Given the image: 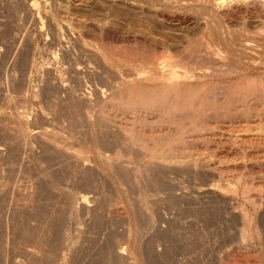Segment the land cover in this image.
<instances>
[{
	"label": "rangeland",
	"instance_id": "374dc122",
	"mask_svg": "<svg viewBox=\"0 0 264 264\" xmlns=\"http://www.w3.org/2000/svg\"><path fill=\"white\" fill-rule=\"evenodd\" d=\"M31 1L34 0H0V264H264V203L259 204V207L251 205L253 215L256 216L253 228H260L259 235H263H260L261 238L258 236L259 239L256 236L250 240H244V243L239 236L242 227L239 220V209H234L236 206L239 207L240 196L225 193L212 185L213 182L225 184L229 180H235L233 176L241 170L243 174L244 172L250 174H247L248 177L244 175V180L248 178L255 185L259 182L264 183V170L252 173L250 171L251 160L247 157L243 158V144L234 140V137L232 139V136L242 135L245 132L241 130L245 128V115L238 113L241 116H235L233 114V117L224 118L222 124L217 122L215 126H210L212 128L207 126L208 131L205 130L204 134L207 139L210 137V140L204 142V149L201 150L203 153L206 152L204 153L205 159L210 158L209 160L216 163L215 165L240 161L241 164H239L243 166L240 171V168L225 171L221 178L219 176L212 178V176L209 177L207 171L199 170L202 173H198L188 166L187 168L171 166L161 169V173H159L160 169H151L147 165V153L146 156L143 155L145 154L144 149L136 152V149L133 150V147L131 149L130 145L127 148V142H123L125 144L121 142L122 145L111 132L104 131L98 133L97 136L96 133L91 132L85 120L88 111L99 110L101 103L98 106L97 96L101 94L99 90L107 86L99 77L102 72L99 70L103 65V60L100 58L103 59L104 41L99 34V28L96 27L127 28V25L131 23L128 21H135L140 16L143 19L142 15L148 16L146 21L152 23L153 12L145 5L138 4L140 8L136 6L137 3L129 0H122L124 3L121 0H35L37 1L35 13L30 10ZM126 1L135 6H130ZM255 10L236 14L228 20L232 30L234 29L232 33L235 36L232 38L234 37L235 41L242 36L246 38L249 35L250 37L255 30L264 28L262 26L264 11L257 13L258 11L255 12ZM37 15L43 19V27L39 24ZM51 16L54 20L49 19ZM128 16H131L130 19ZM55 19L58 20V24L62 25L59 30L53 26L55 23L52 25L53 22H57ZM197 28L194 24L192 30L190 29V34L195 35L193 40L199 37ZM133 37V35L126 36L123 38L125 40L114 38L113 45L119 47L128 43L126 45L128 48L132 46L131 53L132 50L138 53ZM187 40L184 37L183 42L180 43L181 50ZM101 48H103L102 51ZM257 49L259 48L255 46L253 52L251 51L253 55H257ZM115 51L118 52V50ZM224 53L229 54L228 50L223 51ZM129 54L130 52L127 56L131 58L141 57L139 54L136 57V53L130 54L134 55L133 57ZM126 66L128 67V64L124 65V70ZM84 93L86 96L89 95L95 106L92 104L89 106L88 102L84 104L83 100L81 103L80 99ZM22 110L28 112V114L26 112L28 121L24 125L19 123L22 124L19 127L22 130L20 131L17 130L18 127H15L19 125L15 124L17 122L15 119L19 115L20 119ZM121 114L119 113L120 117L124 116ZM228 119L230 120L227 121ZM218 123L219 126L215 129ZM46 127L48 129L53 127L54 131L60 133L66 143L68 154L58 151L51 144L48 145L47 139L39 134L40 130ZM23 130L26 135L22 134ZM28 131L31 133H27ZM207 133H212V135L207 137L209 135ZM232 141H236V144ZM207 142L213 144L210 145ZM215 142L219 144L218 147ZM95 146L97 151H104L106 154L118 155L119 150L123 154L119 155V159L121 158L120 161L125 165L129 162L132 166H136L135 163L139 164L138 162L142 165L146 163L145 168L140 166L144 172L141 173L139 170L140 173L128 172V174L122 168V170L117 168L116 172L115 167V171L113 169L109 171L113 165L110 168L109 165L106 166L105 163L103 165L99 161ZM231 146L236 151L234 150L228 156L220 150ZM81 149H83L82 153L86 154L84 155L86 159H83L84 165L82 164L85 168L81 167L80 162V165L78 164L79 159L73 154L76 150V153H81ZM125 153L128 155L130 153L129 158ZM141 159H145V163ZM147 167H150L149 172H147ZM153 169L158 170L159 177H155L157 171ZM120 171H123L122 174ZM130 173L133 174L130 175ZM136 174L141 186L134 181L136 179L132 178L134 176L138 179ZM140 174H144L142 175L144 178L140 177ZM160 174H163L162 177ZM149 175L153 176L150 177L151 181L157 180V184L150 181ZM121 185L126 187L123 188ZM137 185L140 187L138 188ZM140 192L142 196L147 195L145 199L149 200L146 202H149L147 204L154 212L149 218L143 213L139 215V220H133L135 216L132 214L138 212L135 210L139 208L137 203L140 201L138 200ZM253 192L258 195L255 191ZM253 192L251 193L254 194ZM81 193L89 194L90 199L87 205L79 201ZM228 196L231 198L229 199ZM131 206L136 208L132 209ZM130 219L133 222L139 221L137 222L138 227L137 224L129 222ZM130 227H134L136 231L139 230L140 235L138 233V236L136 231L133 233L134 230H130ZM129 231L134 234V236L131 234V238ZM135 235L139 238V242L134 239ZM136 242L139 243L138 248L134 247L137 246ZM123 246L127 247L121 253ZM30 249H34L33 251L37 253L40 251V253L34 255V253H29Z\"/></svg>",
	"mask_w": 264,
	"mask_h": 264
},
{
	"label": "bare ground",
	"instance_id": "6f19581e",
	"mask_svg": "<svg viewBox=\"0 0 264 264\" xmlns=\"http://www.w3.org/2000/svg\"><path fill=\"white\" fill-rule=\"evenodd\" d=\"M129 1L132 3L135 2V4L137 3L136 6L138 4L143 5V6L145 5V7L148 8V10L153 12L154 17L152 16L153 17V19L151 18L152 20L149 19L152 22L150 23L149 21H146L148 16L142 15L143 19L140 18L141 17L140 16L138 17L139 19L135 21H128V23L129 22L131 23L127 25V28H124V27L119 28L118 26H116L115 29H111V28L109 29L108 27L105 28L104 26L96 27V28H99L98 31H99V34L101 35V39H103L104 41L103 44L105 46L104 47L103 45H101V47L103 46L104 48V51H102L103 48H101V51L103 53L102 55L103 59L100 58V60H103V65L100 67L102 69H100L99 72L101 70L102 72L100 74L98 72L97 73L99 74V77H101L100 79H102L106 83L105 85L107 86L106 87L103 86L104 88L99 90V94L101 93L100 94L101 96L100 95L97 96L99 98L98 106H100V103H101V106L98 107L99 110H96L98 112L96 111L90 112L91 110L88 111V114L87 112H84L87 114V119L85 118L86 120L85 119L84 120L87 121V124L91 132L96 133L97 136H98V133H101L104 131H106V133L111 132L113 136L115 135L117 141H120V143L127 142V145H126L127 148L130 145L131 146L130 148L131 149L134 148L133 150L136 149V152L137 150H140L141 152V150L144 149L143 151H145V154L143 155L146 156V153H147V156H146L147 165L150 166L151 169L152 168L160 169L159 173H161V169H167L171 166H180L181 168L183 166L184 168L188 166V167H191V169L194 168L195 170L194 169L193 170L195 172L198 171V173H202L203 171L205 172L207 171L208 172L207 174H209V177L212 176V178H214L216 176H219V178H221L222 174H224L225 171L235 170L239 168H240L239 169L240 171L243 166L240 165L241 164L240 161L239 162L237 161L238 163L224 162V163H219V165L218 164L215 165L216 163H212L209 160L210 158L205 159L204 153L206 152L203 153L201 151L202 149H204L203 144L206 140L208 141L210 140L209 136L212 135L215 129H217V126H219V123L216 125V127H214L215 129L214 131H212L211 134L209 133H207L209 135L206 134L207 137H209L208 139L206 138L204 131L205 130L206 132L208 131L207 126L213 127L215 126L214 124H216L217 122H221L222 124L224 121V118L229 117V116L233 117V114L237 116L239 115L238 113H240V114L245 115V119H244L246 121V123H244L245 128L241 129L242 131L244 130L245 132L242 135L240 134L235 135L237 137L232 136V139L234 137V140H236L237 142L239 141L241 145L242 144L244 145V146L242 145V148H243L242 150L244 154L243 158L247 157L248 160L249 159L251 160L250 161V165H251L250 171H252V173L253 172L255 173V171L256 172L263 171L264 170V56H263L264 55V28L261 27L259 28V30L257 31L255 30V33L253 32L252 33L253 35L251 34L250 37L249 35L246 34L247 35L246 38L242 36L243 38L240 37V39L238 38V40L235 41V38L234 37L232 38V36H235L233 35L234 33H232L234 29L232 30L231 24H229L228 20H230V18L232 19V17L236 16V14L240 15V14H243L245 11L248 12V11H251L252 9H256L258 11L257 13H259L260 11H264V0H129ZM126 2L128 3V1ZM132 3L131 5L133 6L134 4ZM29 4H30L29 5L30 10H33V12L36 13L37 1L35 0L31 1V3ZM140 5L138 6L140 7ZM120 8H121L120 10H122V7ZM142 8L144 9V7ZM146 11L147 10H145L144 12ZM135 13L137 14V12H134V14ZM109 15L110 14L108 12V16ZM144 16L146 17L145 20H144ZM37 17L40 21L39 24H41V26L44 25V21L43 19H41L40 15H37ZM124 17L127 18V16H124ZM128 17L130 19L131 16H128ZM135 17H133V19H135ZM49 19L54 20L52 19V16ZM58 23L59 22L57 20V22L56 21L53 22L52 25L54 24L53 26H56L57 29L59 30V27L61 24H58ZM194 24L195 26L197 25L198 27L197 33L199 37L193 40V37H195V35L190 34V31L192 30L191 28L194 26ZM262 26L264 27V23ZM76 28L78 30L77 26ZM82 31H81V34H82ZM242 32H244V30ZM84 33H86L85 30H84ZM130 35L134 36L133 38L135 40L134 42L135 48L138 51V53L135 52L136 54L133 52L134 50H132V53H131L130 48L132 46L128 48L126 46L128 43L126 45H122L119 47L118 45L117 46L113 45L114 38L123 39V38H126V36H130ZM184 37L187 38L188 40H187V43L183 46V49L181 50L179 46H180V43L183 42ZM255 46L256 48H259L257 49V55L252 54L253 50L255 49ZM115 50H118V52ZM226 50H228L229 54H226V53L223 54V51H226ZM107 51H109L110 53H108ZM129 52L130 54H135V56L139 54V52H141L142 54L141 53H140L141 55L139 54V56L141 57L136 56L137 58H131L127 56ZM130 54L129 56H132ZM117 55L119 56L117 57ZM242 58L246 60H243ZM125 64H128V67L126 66L127 71L126 69L125 70L123 69ZM81 98H82L80 99L81 103H83L82 100L85 102L84 104L88 102L89 106L93 103L89 95L86 96V93L82 94ZM112 110H115L117 113L118 112L122 113L124 114V116H122L121 114L122 117H120L119 113L116 114V112L115 111L113 112ZM23 112L24 111L22 110L20 119H19L20 115L17 114V116L19 115L17 119H15V121L17 120V122L14 121L16 125L19 123H23L24 125L26 124L25 122L28 121L27 120L28 112L26 111L27 114L26 112L24 113ZM86 114H85V117H86ZM5 119H6V116H5ZM18 119L20 120L19 122H18ZM230 119H228L227 121H229ZM230 123L231 121L229 122V124ZM13 125H11V127H13ZM20 125L22 126V124H19L15 127L19 128ZM220 126L222 127L223 125H220ZM18 128L17 130L22 131L20 128L19 129ZM50 128L48 129L46 127L40 130L39 134L42 135L44 139H47L48 141L47 143H49L48 145L51 144V146L57 149L58 151L59 150L64 151V152H67L68 154V151H66L67 150L66 143L62 139V136L60 135V133H57L56 131H54L55 128L53 129L52 127L53 130ZM25 131L27 130L25 129ZM25 131L24 133L22 132L21 133L26 135ZM27 133L30 134L31 132L28 131ZM96 134H93V135H96ZM119 134L121 135L120 137L118 136ZM211 138H213V136ZM215 139L217 140L218 138H215ZM100 140L102 139L100 138ZM213 140L212 142L214 143ZM113 142L115 141L113 140ZM212 142L211 144L210 142H207V144L209 143L210 145H212L213 144ZM217 145L219 144L216 143V146ZM120 147L122 146L120 145ZM78 150L80 152L79 148ZM95 150H96V146H95ZM111 150L113 151V149ZM220 150L221 152L224 153L225 156H228L235 149L233 150L231 146V147L223 148ZM76 151L73 154H75L76 155L75 157H77V159L80 160V161L78 160V164L80 162L81 165L82 164L84 165L83 159H86L85 158L86 154L82 153L83 149H81V153L79 154L78 152L76 153ZM103 152L97 151L96 152L97 154L96 153L95 154L97 155L99 161L103 163V165L107 164L106 166L109 165V167L113 165L111 166L112 168L110 167L111 169H109V171L110 170L112 171V169L115 171V168H116V172H117V168H118L120 170L123 169V171L125 170L124 172H127V173L133 172L135 174L136 172L140 173L139 171L141 170L140 166L141 168H145L144 167L146 165L145 159L142 160L144 156L142 157L141 160L144 161L145 165L144 164L142 165L141 162H138L140 165L135 163L136 166H132V165H129L130 162L128 165H125V163L123 164L122 161H120L121 158L119 159V155L121 154V152L119 150H118L119 153L117 152L118 155L116 154L112 155L110 153L106 154L105 152L104 153ZM135 154L133 156H135ZM126 155H128V153ZM129 155H128V158H129ZM133 161L135 162V159H133ZM83 165L81 167H83ZM149 168L147 167V172H149L150 170ZM154 169L153 171H155ZM171 170L172 169H170V171ZM199 170L200 171L202 170V172H200ZM123 171H120V173ZM156 171L155 172L157 175L158 170ZM116 172L115 174H119ZM142 172L144 171L141 170V173ZM150 172L152 173V170ZM167 173L165 175H167ZM132 174L130 173V175ZM137 174L136 176L138 177L139 174L138 175ZM247 174H245V172L243 174L241 170V172H238V174L233 176V179L235 177V180L233 181L229 180L227 183L225 184L223 183L224 185L220 183H214V182L213 184L211 183L213 187L216 186L220 188L221 190H223L225 193L228 192L229 194L240 196L241 200L240 198H238L240 202L239 201H238L239 203L237 202L239 204V207L236 206V208L234 209H239L238 210L239 217H240L239 220L241 221L240 225L242 226L240 228L239 236L243 242L244 240L247 241L256 236L258 238V236L263 235V234L259 235V233H261L258 231L260 230V228L259 229L253 228L254 226L253 224H255L253 221L256 216L254 217L253 215V212L251 210L252 208L251 205L253 206L258 205L259 207V204L261 205L262 203H264V183L261 184V182H259L258 185H255L254 182L250 181L248 178L244 180V175L247 176ZM124 175L125 173L123 174V178H124ZM142 175L140 177H143ZM162 175L163 174H160L161 177ZM120 177L122 176L120 175ZM150 177H153V176L149 175L148 178L150 179ZM155 177H159V175ZM132 178L136 179L134 181H137V184L140 183L138 181L139 177L138 179L134 178V176ZM249 178H251V176ZM224 179H226V181L228 180L227 178H224ZM150 181L148 180V182ZM155 181L154 182L151 181V182H153L154 184H157L156 179ZM122 183L124 185V182ZM134 183L136 184V182ZM140 186H138V188ZM122 187L124 188L126 186H122ZM0 188H1V183H0ZM127 191H130V190L128 189ZM253 191L258 193V195H256ZM141 192L139 195L141 199L140 197L138 198V200H140L139 203H137L138 201L135 202V204L136 203L139 204V206L136 205L139 207V208L137 207L138 210L137 209L135 210L138 212L137 213L134 212V214H132V216L134 215L137 218L133 217L134 218V219L132 218L133 220H139L138 219L139 215L143 213L147 214L145 216H148L149 218L151 214H153L154 212L152 209L150 210L149 205H148L149 202L148 201L146 202V200H149V199H145L147 198L145 197L147 195H144L145 191L143 192L144 196H142ZM251 192H253L254 194H252ZM79 199H80L79 200L80 202L82 201L84 205H87L90 197H89V194L87 193H81V195L79 196ZM129 202H132V201H129ZM131 207L132 209L136 208L134 206H131ZM133 211H131V213ZM235 212L234 214H238ZM263 217H264V214H263ZM235 218H236V215H235ZM132 219H130L129 222L132 223L133 222ZM137 222L134 221L133 223L137 224ZM263 222H264V219H263ZM259 225H262V224H259ZM131 227H130V230L131 229L132 231L134 230L133 231L134 233L136 231L135 229L138 227V224H137V227L135 225V229H133L134 227L133 228ZM132 231H129L130 238H131ZM135 233L137 235L139 233L140 235L139 230H137ZM132 235L134 236V234ZM137 235H135V238L133 236L132 237L136 241L139 242L138 240L139 238H137ZM136 245L137 246H134V245L133 246L135 248L136 247L138 248L139 243H137ZM126 247L127 246H123L122 247L123 249L120 250V252L121 253L124 252V249H126ZM135 248L133 249L135 250ZM33 250L30 249L29 253L30 252L32 254L34 253V255L35 254L38 255L40 253V251L37 253L36 251H33Z\"/></svg>",
	"mask_w": 264,
	"mask_h": 264
}]
</instances>
